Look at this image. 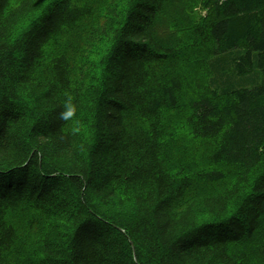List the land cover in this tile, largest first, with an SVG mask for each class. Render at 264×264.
<instances>
[{"label": "trees", "instance_id": "trees-1", "mask_svg": "<svg viewBox=\"0 0 264 264\" xmlns=\"http://www.w3.org/2000/svg\"><path fill=\"white\" fill-rule=\"evenodd\" d=\"M40 1L0 0V264L39 223L35 264H264V0L108 6L93 83L63 39L84 0L14 34ZM186 139L196 161L171 171Z\"/></svg>", "mask_w": 264, "mask_h": 264}, {"label": "rangeland", "instance_id": "rangeland-1", "mask_svg": "<svg viewBox=\"0 0 264 264\" xmlns=\"http://www.w3.org/2000/svg\"><path fill=\"white\" fill-rule=\"evenodd\" d=\"M53 0H41L35 7L34 11L28 14L17 26V28L14 30V34H21L23 33L27 28H29L36 20L40 18V16L45 12L49 4H51ZM174 3H171V13L173 14L172 17H175V12L178 9V4H176V0H173ZM85 4L89 6V15L90 18H86L84 20V28L85 32L82 34V30L80 33L76 31L81 25L72 26L70 27V30L67 32V34L64 36V43H70L75 49L79 48L82 49L84 53L87 55V61L89 63V68L87 69L88 77L90 79V82L93 83L96 81V78L98 77L100 71H101V60L100 56L102 55L103 51L105 50L107 44H108V38L105 36H98L96 38V41L92 44H88V40L86 39L85 35L88 33L89 28L93 25L96 29H99L100 27H105V29L111 30L114 25L115 19L110 18L108 16V10L107 7H111L115 9V11H119L121 8L124 7L126 0H84ZM196 10H200L201 14L204 15L205 11L201 10L200 7H196ZM178 18V17H177ZM73 31V32H72ZM91 32V31H90ZM63 43V41H62ZM72 47V48H73ZM61 48V44L59 45H51L48 49L49 54L56 53ZM200 68L197 69L199 71ZM173 112H170L167 117L165 115V119H172L174 117ZM178 123V122H176ZM181 124V122L179 123ZM179 128V127H177ZM175 129V128H174ZM176 135L178 137H181L182 135V127L180 129H175ZM84 131L86 134L90 133V128L87 124L84 126ZM198 145L194 144L190 141L183 140L180 143L174 144L173 146H168L167 150V157H168V165L170 166L171 171H177L182 165L183 166H190L191 164L195 163V159L197 156H194V151L198 150ZM176 153H179L180 157L176 158ZM188 156V157H187ZM201 163V166L195 167L194 169L199 168H205L206 164L203 160H199ZM192 190L189 192H193L196 190L203 191L204 184L202 181L197 180L196 178H192ZM202 187V188H201ZM199 188V189H198ZM205 192V191H204ZM203 192V193H204ZM188 193V194H189ZM201 193V192H200ZM42 223L36 224L35 226H31L28 224V230L24 231L21 230L19 234L18 244L13 249V254L16 257V259L20 263H26L29 260H31V264H35L37 260H39V257L36 256V248L39 242V239L43 233V227Z\"/></svg>", "mask_w": 264, "mask_h": 264}, {"label": "snow or ice", "instance_id": "snow-or-ice-1", "mask_svg": "<svg viewBox=\"0 0 264 264\" xmlns=\"http://www.w3.org/2000/svg\"><path fill=\"white\" fill-rule=\"evenodd\" d=\"M69 115H71V113H69Z\"/></svg>", "mask_w": 264, "mask_h": 264}]
</instances>
